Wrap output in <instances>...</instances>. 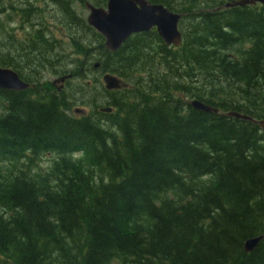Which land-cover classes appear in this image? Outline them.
<instances>
[{"label": "trees", "instance_id": "obj_1", "mask_svg": "<svg viewBox=\"0 0 264 264\" xmlns=\"http://www.w3.org/2000/svg\"><path fill=\"white\" fill-rule=\"evenodd\" d=\"M76 1L0 0V67L33 85L0 89V264H264V131L225 115L264 118L263 9L148 0L182 15L181 45L108 52Z\"/></svg>", "mask_w": 264, "mask_h": 264}, {"label": "water", "instance_id": "obj_2", "mask_svg": "<svg viewBox=\"0 0 264 264\" xmlns=\"http://www.w3.org/2000/svg\"><path fill=\"white\" fill-rule=\"evenodd\" d=\"M256 2L264 4V0H238L225 6H242ZM86 6L89 10L88 24L104 37L105 48L110 52L119 49L121 44L132 34L147 32L152 28L156 29L158 37L166 46L178 47L181 44L182 36L178 29L181 14L169 11L162 4H151L147 0H108L106 8L93 7L90 4ZM70 77L71 75H66L54 82L61 83ZM102 82L108 90H116L125 86L120 79L109 73L103 75ZM27 87L28 84L21 81L13 70L0 67V89L21 91ZM189 104L195 110L204 113L218 112L216 108L197 99L190 100ZM80 111L79 109L74 110L75 113ZM100 111L109 113L111 108H100ZM226 115L244 121L256 122L252 117L234 111H229ZM258 124L264 128V121H258ZM261 239L262 236H258L246 240L244 250L252 251Z\"/></svg>", "mask_w": 264, "mask_h": 264}, {"label": "rangeland", "instance_id": "obj_3", "mask_svg": "<svg viewBox=\"0 0 264 264\" xmlns=\"http://www.w3.org/2000/svg\"><path fill=\"white\" fill-rule=\"evenodd\" d=\"M75 8H76V10H77V12H80L83 16H86V13H85V10L79 5V3H76V5H75ZM6 39H7V37H6ZM5 39V40H6ZM93 76H97V79H98V84L100 85H102V83H101V81H100V74H91V75H89V78H90V80H92V82L93 83H95V81H94V79H92L93 78ZM53 78V77H52ZM51 78V79H52ZM49 79V78H48ZM79 80V79H78ZM80 81V80H79ZM75 84L76 83H74L73 85L75 86ZM65 83H63V86H62V89L61 90H63L64 88H65ZM76 87V86H75ZM74 87V88H75ZM105 99V97L104 96H99V100H104ZM103 103V102H102ZM76 107H83L84 109H85V107L84 106H76ZM86 110V109H85ZM72 111V110H71ZM72 113V112H71ZM50 155H42L41 157H40V160H41V162H40V165L44 168V166H46L47 164H49V159H50ZM1 165V164H0Z\"/></svg>", "mask_w": 264, "mask_h": 264}, {"label": "bare ground", "instance_id": "obj_4", "mask_svg": "<svg viewBox=\"0 0 264 264\" xmlns=\"http://www.w3.org/2000/svg\"><path fill=\"white\" fill-rule=\"evenodd\" d=\"M73 2H75V1H73ZM75 4V3H74ZM32 7V6H31ZM25 8V7H24ZM259 8V7H258ZM31 9V8H30ZM26 10V9H25ZM35 10V9H34ZM24 11V10H23ZM31 14H32V12H31ZM31 16V15H30ZM28 18H30V17H28ZM103 39V38H102ZM102 44H103V42H102ZM104 45V44H103ZM43 74V73H42ZM42 76H44V75H42ZM41 76V77H42ZM5 174V173H4Z\"/></svg>", "mask_w": 264, "mask_h": 264}, {"label": "flooded vegetation", "instance_id": "obj_5", "mask_svg": "<svg viewBox=\"0 0 264 264\" xmlns=\"http://www.w3.org/2000/svg\"><path fill=\"white\" fill-rule=\"evenodd\" d=\"M106 5V2H105V4H104V6ZM153 31V30H152Z\"/></svg>", "mask_w": 264, "mask_h": 264}]
</instances>
